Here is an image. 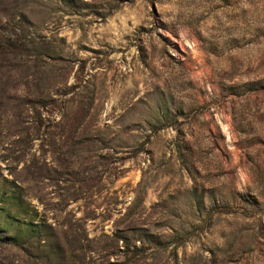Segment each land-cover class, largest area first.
<instances>
[{"label":"rangeland","instance_id":"374dc122","mask_svg":"<svg viewBox=\"0 0 264 264\" xmlns=\"http://www.w3.org/2000/svg\"><path fill=\"white\" fill-rule=\"evenodd\" d=\"M0 264H264V0H0Z\"/></svg>","mask_w":264,"mask_h":264}]
</instances>
